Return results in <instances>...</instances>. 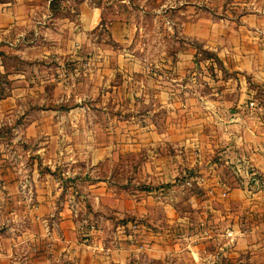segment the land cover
Returning a JSON list of instances; mask_svg holds the SVG:
<instances>
[{
    "label": "crops",
    "instance_id": "1",
    "mask_svg": "<svg viewBox=\"0 0 264 264\" xmlns=\"http://www.w3.org/2000/svg\"><path fill=\"white\" fill-rule=\"evenodd\" d=\"M53 1L0 2V52L13 50L17 42L36 35L53 40L55 53L68 48L78 53L91 45L92 33L104 25L118 46L124 45L129 52L133 30L143 31L144 23H135L136 19L151 18L169 40L179 36L180 47L216 54L222 71L204 75L198 68L204 70L210 61L193 63L184 47L181 50L186 53L176 64L177 73L171 72L172 62L164 60L165 77L139 82L140 86L131 81L144 73L137 70L142 67L139 60L102 55L86 62L90 67L87 74L102 97L124 89L137 96L141 92L144 98L152 92L154 98L165 100L163 105L156 104L168 115H180L179 124L168 117L162 128L183 132L182 140L174 144L179 147L175 160L153 152V162L164 164V170L156 167L152 175L169 179L186 172L195 174L199 184L194 197L187 208L162 204L165 214L161 220L156 216L154 220L152 208L145 210L140 200H133L128 212L118 200L115 207L120 219L127 214L135 219L149 217L152 234H103L82 239L75 214L79 208L73 205L78 194L75 190H69L70 199L61 204L54 192L47 191L50 196H37L32 207L25 204L24 213L18 211L17 201L24 200L16 194L24 189L25 176L12 171L6 149L0 155V264H264V0H229L227 8L220 0ZM151 5L155 8L150 9ZM171 48L165 43V50ZM126 67L140 73L129 74ZM12 101L11 97L0 101L6 115ZM163 136V140L152 142L155 148L173 144L169 133ZM238 167L245 174H239ZM68 172L77 175L76 169ZM179 208L195 209L197 217L183 212L177 215ZM22 222H31L34 230L26 225L16 228V224L22 227ZM200 223L211 230L202 234Z\"/></svg>",
    "mask_w": 264,
    "mask_h": 264
},
{
    "label": "rangeland",
    "instance_id": "2",
    "mask_svg": "<svg viewBox=\"0 0 264 264\" xmlns=\"http://www.w3.org/2000/svg\"><path fill=\"white\" fill-rule=\"evenodd\" d=\"M3 1L7 0H0ZM96 2L99 4L100 1ZM228 2L220 0L225 8ZM151 7L155 8L154 5ZM57 14L63 16L64 13ZM138 21L144 23L143 31L133 30L134 41L129 52L124 45L118 46L105 25L92 33L91 45L78 53L72 52L71 48L55 53L53 40L36 35L27 36L25 42H17L13 50L0 52V101L8 97L14 100L9 114L4 113V106L0 107V155L7 149L12 171L25 176L22 179L24 189L16 194L17 199L23 197L24 203L20 199L17 201L20 207L14 205V208L19 207L18 211L24 213L25 204L32 207L37 196H50L47 191L54 192L61 204L70 199L69 190H75L78 194L73 197V205L79 208L75 214L82 239L103 234L119 237L152 234L154 227L148 223L149 217L135 219L127 214L120 219L117 215L120 211L115 207L118 200L124 212L132 208L133 200H140L145 203V210L152 208L153 219L156 216L161 220L165 214L162 204L187 208L199 184L198 176L189 172L169 179L153 178L152 170L156 167L164 170V164L153 162L157 151L161 157L169 159L172 156L175 160L179 147L174 144L183 138L180 128L162 129L168 117L173 124L177 123L176 119L180 123V115L170 116L166 109L156 104L163 105L164 99L154 98L152 92H147L145 98L140 92L138 97L137 93L125 89L102 97L100 90L94 89L96 83L88 76L90 67L85 63L102 55L110 59L139 60L142 67L137 70L144 73L141 77H133L134 81L131 79L137 86L142 81L164 78V60L172 62L171 72L177 73L176 64L181 54L184 57L186 53L181 50L184 46L180 47L182 39L175 34L169 40L151 18H137L135 23ZM165 43L172 48L165 50ZM63 45L60 47L65 48ZM134 46L136 49L133 50ZM184 48L193 63L210 61L204 70L198 68L204 75L211 77L215 69L222 71L216 54L191 46ZM154 63L161 67L156 68ZM126 69L135 76L140 73L133 68ZM165 132L170 134L173 144L165 149L155 148L152 142L163 140ZM75 169L77 175L71 176L68 171ZM159 203L160 206L155 208ZM183 208L177 210V215L182 212L195 215V209L187 211ZM135 223L138 230L133 228ZM25 225L34 230L31 222H22L20 228L16 224V228L22 229ZM199 228L202 234L211 230L203 223Z\"/></svg>",
    "mask_w": 264,
    "mask_h": 264
},
{
    "label": "built area",
    "instance_id": "3",
    "mask_svg": "<svg viewBox=\"0 0 264 264\" xmlns=\"http://www.w3.org/2000/svg\"><path fill=\"white\" fill-rule=\"evenodd\" d=\"M251 106H254V104H251ZM236 171H237L239 174H243V172H244V174H245L244 169L241 168V167L236 168ZM133 228H135V230H138V228H139L138 224L135 223V225L133 226ZM227 236L231 237V236H232V233L229 232Z\"/></svg>",
    "mask_w": 264,
    "mask_h": 264
}]
</instances>
